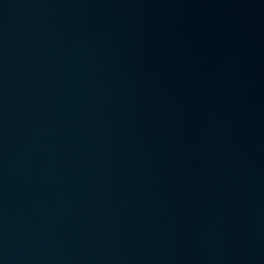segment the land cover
<instances>
[{
    "label": "water",
    "instance_id": "water-1",
    "mask_svg": "<svg viewBox=\"0 0 264 264\" xmlns=\"http://www.w3.org/2000/svg\"><path fill=\"white\" fill-rule=\"evenodd\" d=\"M0 264H264V0H0Z\"/></svg>",
    "mask_w": 264,
    "mask_h": 264
}]
</instances>
